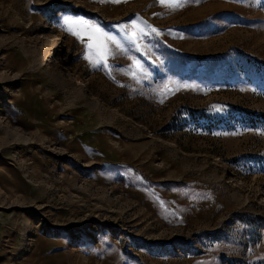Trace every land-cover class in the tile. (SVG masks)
Returning a JSON list of instances; mask_svg holds the SVG:
<instances>
[{"label": "rangeland", "instance_id": "1", "mask_svg": "<svg viewBox=\"0 0 264 264\" xmlns=\"http://www.w3.org/2000/svg\"><path fill=\"white\" fill-rule=\"evenodd\" d=\"M181 4L0 0V264H264V0Z\"/></svg>", "mask_w": 264, "mask_h": 264}, {"label": "snow or ice", "instance_id": "2", "mask_svg": "<svg viewBox=\"0 0 264 264\" xmlns=\"http://www.w3.org/2000/svg\"><path fill=\"white\" fill-rule=\"evenodd\" d=\"M161 4L168 3L172 9H178L182 6L181 0H159ZM138 19V18H137ZM142 26L138 25L134 20L131 27L134 30L131 34L126 31L125 25L119 26V31L122 34V39L135 47L139 51V44L141 41L150 38L153 34L159 36L160 32L151 28L145 22H140ZM62 30L75 37L78 41L84 44L83 58L88 60L93 67H109V58H114L118 53L124 51L123 45L109 33L102 25L88 22L83 18L65 19L62 24ZM85 36L87 41H85ZM96 41L102 43V47L96 46ZM137 70H141L138 62H135ZM135 76V73L133 74ZM179 87L187 88L186 85Z\"/></svg>", "mask_w": 264, "mask_h": 264}]
</instances>
